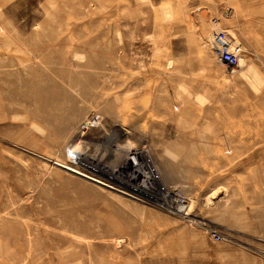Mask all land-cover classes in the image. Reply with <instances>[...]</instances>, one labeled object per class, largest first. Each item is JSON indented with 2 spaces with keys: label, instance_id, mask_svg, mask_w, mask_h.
I'll list each match as a JSON object with an SVG mask.
<instances>
[{
  "label": "rangeland",
  "instance_id": "374dc122",
  "mask_svg": "<svg viewBox=\"0 0 264 264\" xmlns=\"http://www.w3.org/2000/svg\"><path fill=\"white\" fill-rule=\"evenodd\" d=\"M145 144L200 224L53 162ZM0 264H264V0H0Z\"/></svg>",
  "mask_w": 264,
  "mask_h": 264
},
{
  "label": "built area",
  "instance_id": "2783aa9c",
  "mask_svg": "<svg viewBox=\"0 0 264 264\" xmlns=\"http://www.w3.org/2000/svg\"><path fill=\"white\" fill-rule=\"evenodd\" d=\"M215 56L228 65L240 62L242 45L235 39L227 28L213 30L208 40ZM103 118L100 114H93L83 122V128L99 126ZM73 146L67 149V158L54 162L87 179L131 196L137 200L151 203L171 214L178 215L190 223H198L193 212L191 201L179 186H171L164 179L159 166L145 144L142 147L133 145L125 151V162L128 166V176L111 172L100 167L98 163L86 164L83 156H79ZM50 160V159H49ZM213 235L220 238L215 228H211Z\"/></svg>",
  "mask_w": 264,
  "mask_h": 264
},
{
  "label": "bare ground",
  "instance_id": "6f19581e",
  "mask_svg": "<svg viewBox=\"0 0 264 264\" xmlns=\"http://www.w3.org/2000/svg\"><path fill=\"white\" fill-rule=\"evenodd\" d=\"M223 62V61H222ZM142 147V146H141ZM74 148V147H73ZM75 149V148H74ZM111 150V149H110ZM110 150H108L109 152H108V155H110L111 153V151ZM78 152V154H79V156L81 155V156H83V160L85 161V163L86 164H88V165H90V164H92V163H99V165H100V167H102V168H104V169H107V168H110L111 166L109 165V164H107V162H103V161H101V160H98V159H96V158H94V157H92L89 153L88 154H84L82 151H79V150H77ZM87 155V156H86ZM54 160H60V159H54ZM54 160H53V162H54ZM55 163V162H54ZM111 169V170H110ZM109 170L111 171V172H117L118 174H121V175H125V176H128V174H129V171H128V169L124 166V165H121L120 167L118 166V167H113V168H110ZM198 220V219H197Z\"/></svg>",
  "mask_w": 264,
  "mask_h": 264
}]
</instances>
